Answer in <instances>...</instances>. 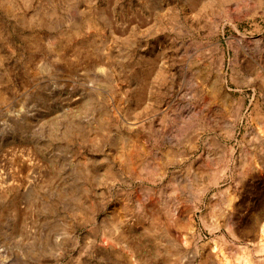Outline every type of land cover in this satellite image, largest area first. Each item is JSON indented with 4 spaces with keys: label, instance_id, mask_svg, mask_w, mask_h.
Returning a JSON list of instances; mask_svg holds the SVG:
<instances>
[{
    "label": "rangeland",
    "instance_id": "1",
    "mask_svg": "<svg viewBox=\"0 0 264 264\" xmlns=\"http://www.w3.org/2000/svg\"><path fill=\"white\" fill-rule=\"evenodd\" d=\"M0 264H264V0H0Z\"/></svg>",
    "mask_w": 264,
    "mask_h": 264
}]
</instances>
